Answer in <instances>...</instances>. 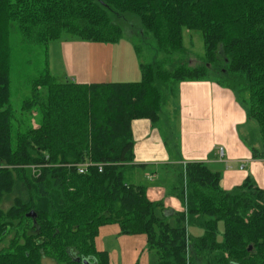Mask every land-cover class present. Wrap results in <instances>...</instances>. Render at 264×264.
Listing matches in <instances>:
<instances>
[{
    "label": "trees",
    "instance_id": "1",
    "mask_svg": "<svg viewBox=\"0 0 264 264\" xmlns=\"http://www.w3.org/2000/svg\"><path fill=\"white\" fill-rule=\"evenodd\" d=\"M185 30L201 33L203 64L185 56ZM63 33L99 43L127 36L157 55L140 63V81L40 75L22 105L40 114L34 126L11 104L14 46L48 45ZM210 72L258 123L263 149L253 154L264 159V0H0V245L9 242L0 264H110L98 245L110 227L144 237L153 264H264V188L251 177L225 190L222 172L204 162L162 165L182 211L129 178L146 166L135 163L134 121L158 126L180 84Z\"/></svg>",
    "mask_w": 264,
    "mask_h": 264
},
{
    "label": "crops",
    "instance_id": "2",
    "mask_svg": "<svg viewBox=\"0 0 264 264\" xmlns=\"http://www.w3.org/2000/svg\"><path fill=\"white\" fill-rule=\"evenodd\" d=\"M133 50L129 46L120 52L115 43H62L65 62L79 64L83 81H75L78 83L140 81V63ZM179 100L180 140L185 160L173 159L169 155L159 128L153 126L148 119H137L133 123L135 163L160 167L175 162H204L222 172L221 186L225 190L242 184L248 177L264 188V159L256 158L241 139L240 127L247 122V114L237 102L234 91L215 81H184L179 86ZM145 176L152 181L159 177L156 172L151 171L146 172ZM165 185L163 179L147 185L149 199L163 200L166 209L182 211L184 208L181 201L168 195ZM196 231L199 233L200 230H190L192 234H196ZM107 235L120 236L117 228L110 227L103 230L98 241L102 243ZM144 241H141L142 244ZM98 245L101 250H106L99 243ZM136 248L133 254L137 253ZM109 256L111 264L110 252Z\"/></svg>",
    "mask_w": 264,
    "mask_h": 264
},
{
    "label": "rangeland",
    "instance_id": "3",
    "mask_svg": "<svg viewBox=\"0 0 264 264\" xmlns=\"http://www.w3.org/2000/svg\"><path fill=\"white\" fill-rule=\"evenodd\" d=\"M133 23L138 24L136 19H131ZM63 41H82L70 33H63L60 39L51 41L48 45H39L36 47L25 48L15 44L13 55V71H12V83H11V104L15 109L16 116L20 119H24L27 123H33L37 125L40 118V114L36 108L31 112H26L22 109V105L25 100L29 99L33 95L32 82L35 78L45 74L47 71L55 77L59 82L68 80L83 81L82 75L79 71V64L71 65L70 62H65L62 56V43ZM86 42V41H85ZM141 44L142 52L140 56L134 47V44ZM184 44L188 50L187 58H190L195 65L203 64V57L205 54V46L202 35L198 31L185 30ZM118 51L123 52L125 48H133L134 53L139 60V63H149L155 60L157 53L145 42L139 40L134 41L127 36H123L118 42L115 43ZM120 68V67H119ZM116 70V68H115ZM117 77V76H116ZM218 75L210 72L209 78L204 81L217 82ZM221 86V85H220ZM223 87V86H222ZM226 88V87H225ZM237 102L243 106L247 114V122L240 127V136L243 142L251 149L262 150L263 145L260 141L259 125L258 123L249 118L248 107L240 100L239 94L234 92ZM161 135L163 136L166 148L169 155L173 159L185 160L182 154L181 147V104L179 96L172 98L169 103L163 107L161 111V120L158 126ZM248 141H247V140ZM256 139V140H255ZM156 172L159 177L155 180H148L145 176L146 172ZM164 175L163 166L156 167L146 165L145 167L139 166L134 171V174L129 175L132 182L142 185H152L155 181L162 179ZM8 206V205H7ZM224 224L223 221L219 222V239L222 240ZM200 230V229H198ZM197 235L202 234L195 232ZM144 237L134 236H112L107 235L98 243L103 246L104 249L111 254V264H153L151 253L148 251L147 244L144 241ZM141 241H144L142 244ZM4 242L0 247L8 246L9 242ZM137 248H136V247ZM137 249V253L133 254V250ZM135 251V250H134ZM44 264H57V262L49 257L43 258ZM90 264H95L93 261H89Z\"/></svg>",
    "mask_w": 264,
    "mask_h": 264
},
{
    "label": "built area",
    "instance_id": "4",
    "mask_svg": "<svg viewBox=\"0 0 264 264\" xmlns=\"http://www.w3.org/2000/svg\"><path fill=\"white\" fill-rule=\"evenodd\" d=\"M90 165V163H85L83 165L79 166V172L83 173L86 169V167H88ZM100 169L102 170V166H100Z\"/></svg>",
    "mask_w": 264,
    "mask_h": 264
},
{
    "label": "water",
    "instance_id": "5",
    "mask_svg": "<svg viewBox=\"0 0 264 264\" xmlns=\"http://www.w3.org/2000/svg\"><path fill=\"white\" fill-rule=\"evenodd\" d=\"M28 215H29V216H34L32 213H29ZM84 263H85V264H90L88 260H85Z\"/></svg>",
    "mask_w": 264,
    "mask_h": 264
}]
</instances>
